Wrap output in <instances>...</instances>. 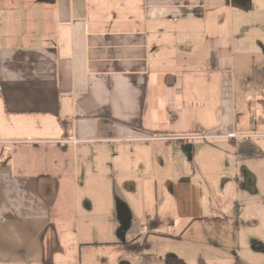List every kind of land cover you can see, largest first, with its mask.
Here are the masks:
<instances>
[{
    "label": "crops",
    "instance_id": "crops-1",
    "mask_svg": "<svg viewBox=\"0 0 264 264\" xmlns=\"http://www.w3.org/2000/svg\"><path fill=\"white\" fill-rule=\"evenodd\" d=\"M260 60L264 0H0V264H264V202L129 200L194 142L260 158Z\"/></svg>",
    "mask_w": 264,
    "mask_h": 264
},
{
    "label": "rangeland",
    "instance_id": "rangeland-1",
    "mask_svg": "<svg viewBox=\"0 0 264 264\" xmlns=\"http://www.w3.org/2000/svg\"><path fill=\"white\" fill-rule=\"evenodd\" d=\"M254 65L261 70L264 60L252 62L246 67ZM259 100L264 104V95ZM262 115L264 119V113ZM254 141V145L259 147L260 158L249 161L236 159L234 148L228 142L219 145L211 141L194 142L190 152L179 153L181 158L174 165V168H178L177 173H169L170 164H165L166 170L164 167L157 169V172L155 168V175L148 179L132 177L130 184L135 191L129 200L133 208L139 209L143 202L141 188L145 196V209L171 207L166 215L172 218L179 214L172 208L177 206L264 202V146L258 140ZM241 167L251 173L252 179L240 173ZM205 213L207 210H204ZM262 226L259 223L256 227L262 230Z\"/></svg>",
    "mask_w": 264,
    "mask_h": 264
},
{
    "label": "trees",
    "instance_id": "trees-1",
    "mask_svg": "<svg viewBox=\"0 0 264 264\" xmlns=\"http://www.w3.org/2000/svg\"><path fill=\"white\" fill-rule=\"evenodd\" d=\"M241 147H242V145H239V147H238V152L239 153L242 152Z\"/></svg>",
    "mask_w": 264,
    "mask_h": 264
}]
</instances>
